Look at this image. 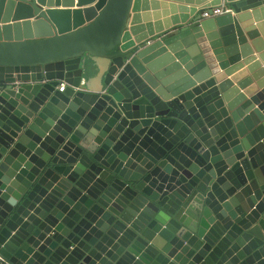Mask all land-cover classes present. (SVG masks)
<instances>
[{
  "label": "water",
  "instance_id": "95a60500",
  "mask_svg": "<svg viewBox=\"0 0 264 264\" xmlns=\"http://www.w3.org/2000/svg\"><path fill=\"white\" fill-rule=\"evenodd\" d=\"M0 258L264 264V0H0Z\"/></svg>",
  "mask_w": 264,
  "mask_h": 264
},
{
  "label": "built area",
  "instance_id": "2783aa9c",
  "mask_svg": "<svg viewBox=\"0 0 264 264\" xmlns=\"http://www.w3.org/2000/svg\"><path fill=\"white\" fill-rule=\"evenodd\" d=\"M227 12H229V10H226V11H223L221 8H218V7H216V8H213L212 9V11H211V13H209V12H204L203 14H202V16H203V18H210V17H212V16H220V15H222V14H224V13H227ZM19 83L17 82V85H18ZM64 85H61L60 86V88H59V90L61 91V92H63L64 91ZM0 260L2 261V263L3 264H9L8 262H6L4 259H2V258H0Z\"/></svg>",
  "mask_w": 264,
  "mask_h": 264
}]
</instances>
